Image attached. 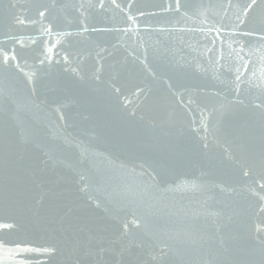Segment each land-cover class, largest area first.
Segmentation results:
<instances>
[{
    "label": "water",
    "instance_id": "95a60500",
    "mask_svg": "<svg viewBox=\"0 0 264 264\" xmlns=\"http://www.w3.org/2000/svg\"><path fill=\"white\" fill-rule=\"evenodd\" d=\"M0 264H264V0H0Z\"/></svg>",
    "mask_w": 264,
    "mask_h": 264
},
{
    "label": "snow or ice",
    "instance_id": "6c2138e0",
    "mask_svg": "<svg viewBox=\"0 0 264 264\" xmlns=\"http://www.w3.org/2000/svg\"><path fill=\"white\" fill-rule=\"evenodd\" d=\"M253 3H255V0H253Z\"/></svg>",
    "mask_w": 264,
    "mask_h": 264
}]
</instances>
